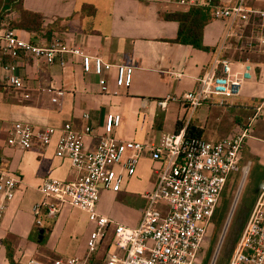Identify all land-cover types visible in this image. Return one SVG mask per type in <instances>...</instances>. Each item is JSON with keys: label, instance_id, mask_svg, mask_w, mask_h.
Here are the masks:
<instances>
[{"label": "crops", "instance_id": "crops-1", "mask_svg": "<svg viewBox=\"0 0 264 264\" xmlns=\"http://www.w3.org/2000/svg\"><path fill=\"white\" fill-rule=\"evenodd\" d=\"M180 1L23 0L25 10L43 17L44 30L40 34L17 30L20 37L38 45L61 37L90 56L135 69L129 88L116 87L113 78L108 77L107 93L100 91V78L85 74L80 60L74 57L68 58L66 68L59 64L23 63L19 75L27 84L25 90L16 91L0 84V167L20 180L15 198L0 220V264H9L2 244L9 238L20 263L30 258L49 263L52 258L82 257L94 228L87 214L79 210L77 218H83L85 229L76 232L80 221L72 218V208H65L53 220L50 231L45 232L44 244L36 242L32 210L42 200L39 187L43 180L53 177L72 181L76 176L69 161L55 157L58 136L45 148L38 143L27 151L13 146L12 129L17 122L35 128L70 123L77 131L89 125L94 132L85 138V144L92 149L102 134L104 117L110 112L121 117L113 132L116 139L144 144H157L162 136L176 133L179 121L181 130L186 131L194 122L202 139L216 142L238 133L253 120L251 138L242 150L240 170L230 175L228 183L239 176V185L245 183L250 173L260 191L264 180V52L257 50L253 42L259 21L252 18L237 26L239 38H230L221 52V58L231 61L234 70L237 65L251 64L252 79L244 82L240 94L228 99L226 106L211 102L191 110L183 96L198 90V79L211 67L227 24L213 20L205 26L203 45L209 48L207 52L170 43L177 37L178 23L165 16L191 8ZM212 1L227 4L229 0ZM248 4L264 10V0H249ZM50 88L64 90L58 104L52 103ZM25 95L29 97L24 98ZM168 96L173 100L161 108L159 102ZM84 114L90 116L89 121L83 119ZM161 169L162 165L149 157L142 158L135 176L126 178L118 193L101 194L98 212L117 224L136 227L147 206L146 194L156 187ZM241 169H246V174ZM113 238L110 230L94 264H101L99 255L108 244L112 246Z\"/></svg>", "mask_w": 264, "mask_h": 264}, {"label": "built area", "instance_id": "built-area-1", "mask_svg": "<svg viewBox=\"0 0 264 264\" xmlns=\"http://www.w3.org/2000/svg\"><path fill=\"white\" fill-rule=\"evenodd\" d=\"M249 0H229L213 7L214 20L227 24L221 46L211 67L198 79V90L183 96L191 110L211 102L219 107L240 94L244 82L252 79L251 64L237 65L221 58L230 38H239L236 27L252 18L259 21L254 47L264 52V10L248 4ZM212 0L180 1L191 7H210ZM80 60L85 74L97 75L102 93L108 92V77L118 88H129L134 67L110 64L101 57L86 54L80 47L61 37L49 44L38 45L20 37L10 20L0 26V84L16 91L25 90L26 82L19 75L23 63L59 64L66 68L68 58ZM52 103L58 104L65 94L62 89L50 88ZM25 95L24 98H28ZM170 96L159 102L164 108ZM89 121L88 114L83 115ZM252 121L238 133L219 141L187 137L185 131L162 136L157 144L120 141L113 135L121 123L119 114L105 115L103 131L95 147L87 149L85 138L94 130L86 125L77 131L70 123L59 127L35 128L17 122L12 129L11 144L22 151L36 143L48 147L55 136V157L69 161L75 179L62 181L47 177L39 191L42 200L32 210L34 225L43 229L65 208L87 214L93 230L82 257L57 258L46 263L30 258L20 264H94L100 245L113 230L111 250L104 264H197L207 230L231 174L240 170L242 150L251 138ZM149 157L162 165L156 187L146 194L147 206L134 228L117 224L98 212L103 192L118 193L126 180L135 176L142 158ZM246 174V169H241ZM20 180L17 175L0 167V220L8 204L15 198ZM113 248H116L113 250ZM229 264H264V180L259 195L238 239Z\"/></svg>", "mask_w": 264, "mask_h": 264}, {"label": "trees", "instance_id": "trees-1", "mask_svg": "<svg viewBox=\"0 0 264 264\" xmlns=\"http://www.w3.org/2000/svg\"><path fill=\"white\" fill-rule=\"evenodd\" d=\"M23 0H0V6L2 3L4 4L2 7H5L6 9L12 8L15 13L17 14L16 19L12 23V28L18 30V31H24L27 33H33V34H40L43 32V17L40 14H36L33 12H29L23 8L22 5ZM218 5L215 1L212 2V6L210 7H191L187 12L185 13H175L171 15L165 16V19L173 20L178 23V32L177 37L170 41V43L173 44H182L189 46L191 48L201 50V51H209V48L205 47L203 45V30L205 26H207L209 23H211L214 20L213 16V7ZM2 18L0 17V26L2 24ZM182 129V123L179 121L176 126V133L179 132ZM201 130L196 126V123L192 122L188 125L185 131V135L187 137H196L201 138ZM227 186V185H226ZM258 186V185H257ZM226 189V187H225ZM225 189L221 195L219 204L213 214L212 217V224L219 228L223 225L226 212L228 210V201L225 200ZM254 196L249 203V215L253 209V206L257 200V197L259 195V191L254 192ZM248 215V217H249ZM248 220V218H247ZM247 222V221H246ZM54 222L48 221L47 225L44 230V233L40 235L39 229L34 225V232L33 236H35L34 239H36V242L40 245L44 244V234L45 232H49L51 229V226ZM246 224V223H245ZM245 227V225H244ZM242 228V231L244 229ZM241 231V233H242ZM240 233V235H241ZM240 235L238 239L240 238ZM38 237H40V240H38ZM237 239V241H238ZM236 241V243H237ZM235 243V245H236ZM2 244L6 248V257L9 262V264H20L19 258L15 255V250L13 248V241L11 238L4 239L2 241ZM234 245V247H235ZM234 250V248H233ZM232 250V252H233ZM232 255V254H231ZM231 257V256H230ZM230 260V259H229ZM207 261V260H206ZM206 263V262H205ZM229 264V261H228Z\"/></svg>", "mask_w": 264, "mask_h": 264}, {"label": "rangeland", "instance_id": "rangeland-1", "mask_svg": "<svg viewBox=\"0 0 264 264\" xmlns=\"http://www.w3.org/2000/svg\"><path fill=\"white\" fill-rule=\"evenodd\" d=\"M0 6V17L3 20H10L14 22L17 14L12 8L6 9ZM253 124V121H252ZM252 135V134H251ZM264 179V177H263ZM240 176L235 182L227 184L225 189V200L228 201V210L226 212L224 223L221 227L216 228L213 224L208 227L206 240L203 249L199 255L197 264H228L234 245L244 227L249 215V203L251 202L254 192L259 191L255 180L250 179V173L244 181L239 185ZM72 218H77L78 209H74ZM78 210V211H77ZM80 223L75 228L76 232L82 233L84 231L83 218L78 219ZM111 244H108L100 253L98 262L102 264L107 252L111 250ZM55 259H49L52 263ZM207 260V261H206ZM206 262V263H205Z\"/></svg>", "mask_w": 264, "mask_h": 264}, {"label": "water", "instance_id": "water-1", "mask_svg": "<svg viewBox=\"0 0 264 264\" xmlns=\"http://www.w3.org/2000/svg\"><path fill=\"white\" fill-rule=\"evenodd\" d=\"M40 235H42L43 234V230H40ZM38 240H40V237H38Z\"/></svg>", "mask_w": 264, "mask_h": 264}]
</instances>
